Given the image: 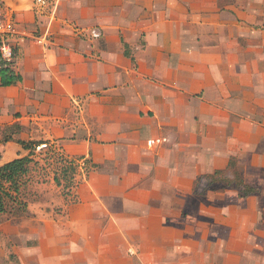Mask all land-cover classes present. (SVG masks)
I'll return each mask as SVG.
<instances>
[{
    "label": "crops",
    "instance_id": "obj_1",
    "mask_svg": "<svg viewBox=\"0 0 264 264\" xmlns=\"http://www.w3.org/2000/svg\"><path fill=\"white\" fill-rule=\"evenodd\" d=\"M0 4L21 76L0 81V167L29 155L21 142L78 163L69 203L58 162L26 181L38 199L0 214V252L22 264H212L198 255V176L236 162L264 195V0ZM254 194L239 197L250 214L226 216L236 235L220 252L242 262L264 250ZM173 247L186 257L172 263Z\"/></svg>",
    "mask_w": 264,
    "mask_h": 264
},
{
    "label": "rangeland",
    "instance_id": "obj_2",
    "mask_svg": "<svg viewBox=\"0 0 264 264\" xmlns=\"http://www.w3.org/2000/svg\"><path fill=\"white\" fill-rule=\"evenodd\" d=\"M35 155L38 161L34 163L35 165H33V169L30 172L31 174L28 176L30 178L26 179L27 182L33 181V177H36V173L41 175L43 179L50 177V174L54 172V167H57V162L59 163L60 167L63 165L62 157H57L50 145L38 153L35 152ZM223 172V174L217 175L213 179L207 178V175L209 174L199 175L198 182L193 191L197 195L196 198L198 200V249H202V247L205 246L204 250H207L208 252L205 254L198 251V255L202 259H205L204 261L212 264H233L239 263L241 261L237 257L240 254L238 255L235 253L233 255L220 252L226 249L228 246V243L224 242V240H226V236L223 235L229 234L230 237L236 235L235 227L237 225L232 224L229 220L230 218L226 216H230L232 219H234L233 216H235V220H238L236 214H250L252 206V203H246L245 201L239 199V197L241 198L247 196L244 195L241 191V188L236 185L237 179L235 178L234 173H238L240 176H242L238 164L236 162H232L230 167ZM27 182H24V184ZM74 183L75 181L70 183L69 181L63 180V186L60 189L61 195L66 197L68 203L75 200L73 190ZM24 189L21 191V194L17 197L16 201L7 199V209L3 214L18 218L26 212L29 201L38 199V194L34 190L28 189V187L27 189ZM254 196L256 204L260 205V208L264 210V195L256 193ZM25 198H27V203ZM192 203L193 202H191V205L188 204L187 206L188 214L195 212V207ZM57 210H59V208H57ZM211 224H215L217 228L210 229L209 226ZM224 225L225 231L223 230ZM262 225L263 223L258 225V230H260L261 235L260 237L257 236V242L264 244L262 241L264 227ZM248 233H250L249 229ZM181 240L190 243L191 238L186 237L185 239ZM245 242L248 246L252 243L250 238H248ZM229 244H231L232 247H237V250H242L238 248H243V243L236 241L232 242V239L229 240ZM237 245L240 246L238 247ZM171 250L172 253L175 254V256L173 254L169 255L172 263L176 260H180L182 257H186L184 252H176L175 247H173ZM260 251L261 252L256 251L259 254L246 255L248 259L244 260L243 262L241 261L239 264H264V250ZM4 252V254L0 252V264H22L17 254L13 253L11 249H7ZM171 257H174V261ZM241 257H244V255L242 254Z\"/></svg>",
    "mask_w": 264,
    "mask_h": 264
},
{
    "label": "trees",
    "instance_id": "obj_3",
    "mask_svg": "<svg viewBox=\"0 0 264 264\" xmlns=\"http://www.w3.org/2000/svg\"><path fill=\"white\" fill-rule=\"evenodd\" d=\"M1 43V40H0ZM12 63H7L3 60L0 53V81L4 86L16 84L21 80V76L16 74L12 68ZM25 149L30 151L28 156L14 159L0 167V214L4 213L7 209V199L16 201L17 197L21 194L22 186L26 182L32 165L35 163L33 156L35 155V148L41 146L39 142H21ZM60 168L61 175H56L55 180L57 184H61V179L74 181L75 175L78 170V163L75 160H66ZM223 171H216L213 174L207 175L208 179H213L215 176L223 174ZM237 179L236 185L241 188L244 195H251L258 193L259 189L249 186L244 183L242 177L235 173Z\"/></svg>",
    "mask_w": 264,
    "mask_h": 264
},
{
    "label": "built area",
    "instance_id": "obj_4",
    "mask_svg": "<svg viewBox=\"0 0 264 264\" xmlns=\"http://www.w3.org/2000/svg\"><path fill=\"white\" fill-rule=\"evenodd\" d=\"M15 32V24L8 11L0 4V53L1 57L7 63H12L14 60V51L12 46L7 42V36ZM95 36L99 34L94 32Z\"/></svg>",
    "mask_w": 264,
    "mask_h": 264
}]
</instances>
